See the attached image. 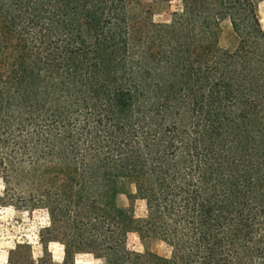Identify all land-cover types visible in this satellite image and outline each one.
Returning a JSON list of instances; mask_svg holds the SVG:
<instances>
[{
	"label": "trees",
	"instance_id": "16d2710c",
	"mask_svg": "<svg viewBox=\"0 0 264 264\" xmlns=\"http://www.w3.org/2000/svg\"><path fill=\"white\" fill-rule=\"evenodd\" d=\"M177 1L0 0V213L49 217L25 264H264L259 2Z\"/></svg>",
	"mask_w": 264,
	"mask_h": 264
},
{
	"label": "rangeland",
	"instance_id": "374dc122",
	"mask_svg": "<svg viewBox=\"0 0 264 264\" xmlns=\"http://www.w3.org/2000/svg\"><path fill=\"white\" fill-rule=\"evenodd\" d=\"M151 6L154 22L167 24L171 21V14L177 10L180 3L177 0H144ZM259 2V14L264 29V0ZM237 44L229 24H225L220 37V46L225 49H233ZM3 191V183L0 179V194ZM117 203L120 207H127L128 200L122 195ZM146 213L145 203H136L135 215L141 218ZM49 227V217L44 210H18L12 207L3 208L0 213V264H25L23 257L32 255L33 260L38 261L43 256L40 232ZM52 256V264H62L65 258L64 246L58 242L49 244ZM17 246H25L17 249ZM27 246V247H26ZM129 246L136 251H143V246L136 234L129 236ZM151 249L160 255H169L170 249L159 241L150 244ZM31 248V249H30ZM15 254L10 260V252ZM75 264H98L90 255H78Z\"/></svg>",
	"mask_w": 264,
	"mask_h": 264
},
{
	"label": "crops",
	"instance_id": "0c3cea01",
	"mask_svg": "<svg viewBox=\"0 0 264 264\" xmlns=\"http://www.w3.org/2000/svg\"><path fill=\"white\" fill-rule=\"evenodd\" d=\"M50 244H52V243H50ZM50 246V245H49ZM65 253V252H64Z\"/></svg>",
	"mask_w": 264,
	"mask_h": 264
}]
</instances>
